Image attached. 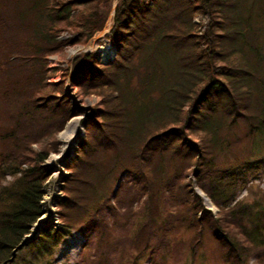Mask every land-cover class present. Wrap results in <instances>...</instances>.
I'll return each mask as SVG.
<instances>
[{
  "label": "trees",
  "instance_id": "16d2710c",
  "mask_svg": "<svg viewBox=\"0 0 264 264\" xmlns=\"http://www.w3.org/2000/svg\"><path fill=\"white\" fill-rule=\"evenodd\" d=\"M113 3L0 0V264H52L70 230L93 245V264H164L182 228L194 258L214 243L224 264H264V190L239 199L264 179V0H118L110 63L89 53L50 67L103 31ZM67 86L99 101L68 167L63 228L27 240L55 135L80 114Z\"/></svg>",
  "mask_w": 264,
  "mask_h": 264
},
{
  "label": "rangeland",
  "instance_id": "374dc122",
  "mask_svg": "<svg viewBox=\"0 0 264 264\" xmlns=\"http://www.w3.org/2000/svg\"><path fill=\"white\" fill-rule=\"evenodd\" d=\"M118 0H114L113 10L109 14L108 20L103 31H100L90 42L85 46H75L68 47L61 55H53L49 58L50 67H67L71 66L74 59L83 54L93 53L101 60V62L108 64L110 63L115 55V46L111 43L108 38L111 27L113 26L115 17V8L117 6ZM199 17L195 19L198 23ZM208 16H201L200 21L206 23ZM208 23V22H207ZM206 23V24H207ZM73 32L65 31L61 34L62 40H68L73 36ZM61 80L60 75L51 78L50 82H58ZM67 93L72 97L71 101L80 114L72 118L66 125L65 129L55 135V140L60 142L58 153H51L45 164L49 169V180L45 188V196L43 197L42 206L43 214L42 217L37 221V223L32 228V233L26 238L27 240L36 237L41 231L47 228L60 229L63 228L62 222L59 219L58 203L64 198V184L66 178L70 175L69 165L78 155V150L81 145V141L86 137V130L91 120L94 118V113L92 112L95 104L99 101V98L95 95L86 98H79L76 94L77 90L67 86ZM78 120V126L75 124L73 133L66 135L70 124ZM69 133V132H68ZM34 148H38L34 145ZM126 174L123 175L125 177ZM122 178V176H121ZM190 181H192V187L194 191L202 197L204 206L211 210L216 216L219 212L218 207H216L212 201L199 189L194 180L193 174L189 175ZM111 182V179H108ZM13 181L12 177H7L6 182L9 183ZM114 182V189H119V182ZM264 190V179L255 178L252 180L247 189H244L239 199H242L244 203H252L260 195L258 190ZM254 192V195H251ZM109 215V213H107ZM192 237L193 232L188 231L185 228L179 230L173 237L170 247L173 248L172 252L168 255L167 261L164 264H224L222 261L214 243L205 244L200 250L201 256L199 258H194L192 254ZM25 239V240H26ZM87 242L86 237L77 230H70L68 234L61 238L59 246L56 249V253L51 261L52 264H93L92 261L95 259V250L93 245H90L89 249L84 250L83 246ZM22 245V244H21ZM20 245V246H21ZM20 246L15 250L14 260L16 254H18ZM152 256V254H151ZM154 257V256H152ZM124 261L133 262L132 258L129 256L125 258ZM50 263V262H49ZM114 264H119L118 260ZM139 264H149L148 256L141 258ZM251 264H258L255 260H251Z\"/></svg>",
  "mask_w": 264,
  "mask_h": 264
},
{
  "label": "bare ground",
  "instance_id": "6f19581e",
  "mask_svg": "<svg viewBox=\"0 0 264 264\" xmlns=\"http://www.w3.org/2000/svg\"><path fill=\"white\" fill-rule=\"evenodd\" d=\"M78 120H75V121H73L71 124H70V126H69V128H68V131L66 132V135H69L70 136V134L71 133H73V131H74V128H75V124L78 126ZM69 132V133H68Z\"/></svg>",
  "mask_w": 264,
  "mask_h": 264
},
{
  "label": "water",
  "instance_id": "95a60500",
  "mask_svg": "<svg viewBox=\"0 0 264 264\" xmlns=\"http://www.w3.org/2000/svg\"><path fill=\"white\" fill-rule=\"evenodd\" d=\"M22 246H24L23 244L20 246V248H22Z\"/></svg>",
  "mask_w": 264,
  "mask_h": 264
}]
</instances>
